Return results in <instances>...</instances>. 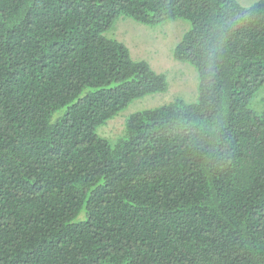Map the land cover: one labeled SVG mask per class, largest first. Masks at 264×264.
<instances>
[{
	"label": "trees",
	"instance_id": "trees-1",
	"mask_svg": "<svg viewBox=\"0 0 264 264\" xmlns=\"http://www.w3.org/2000/svg\"><path fill=\"white\" fill-rule=\"evenodd\" d=\"M184 19L197 100L105 32ZM264 0H0V264H264Z\"/></svg>",
	"mask_w": 264,
	"mask_h": 264
},
{
	"label": "rangeland",
	"instance_id": "rangeland-1",
	"mask_svg": "<svg viewBox=\"0 0 264 264\" xmlns=\"http://www.w3.org/2000/svg\"><path fill=\"white\" fill-rule=\"evenodd\" d=\"M257 0H237L249 6ZM190 24L184 19H175L148 26L130 17L119 16L105 35L123 42L134 60H145L157 73L166 76L168 88L165 92L153 93L131 101L117 116L101 126L97 133L107 139L120 132L125 119L132 113L156 108L180 98L186 102L197 100V72L188 62L173 59L172 51ZM252 110H264V85L251 99Z\"/></svg>",
	"mask_w": 264,
	"mask_h": 264
}]
</instances>
